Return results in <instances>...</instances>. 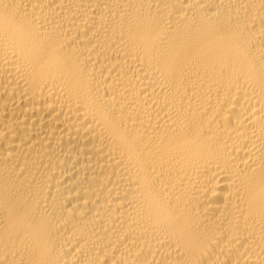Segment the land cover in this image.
I'll list each match as a JSON object with an SVG mask.
<instances>
[{"label": "bare ground", "instance_id": "obj_1", "mask_svg": "<svg viewBox=\"0 0 264 264\" xmlns=\"http://www.w3.org/2000/svg\"><path fill=\"white\" fill-rule=\"evenodd\" d=\"M0 264H264V0H0Z\"/></svg>", "mask_w": 264, "mask_h": 264}]
</instances>
